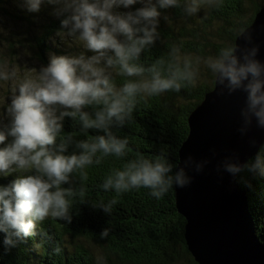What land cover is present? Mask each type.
<instances>
[{"label":"clouds","instance_id":"clouds-1","mask_svg":"<svg viewBox=\"0 0 264 264\" xmlns=\"http://www.w3.org/2000/svg\"><path fill=\"white\" fill-rule=\"evenodd\" d=\"M223 0H21L22 8L39 13L43 4L53 6L51 15L59 19V32L78 41L84 51L78 54H50L35 75L17 78L14 67L0 66V82L15 81L6 107L8 123L0 121V176L18 175L0 185V232L6 250L37 234V225L48 218L70 224L69 197L76 194L74 174L79 173L85 189V169L99 165L109 156L124 159L129 140L113 129L123 128L131 120L140 100L165 92L179 93L184 86H194L201 62L214 77L219 94H245L240 109V134L255 126L264 129V63L257 59L259 46L251 32L240 29L238 38L245 44L228 43L215 56L181 57L173 47L167 57H157L150 65L140 63L142 53L159 39L158 9L180 8L186 16L198 14L202 7L219 8ZM141 5L140 7L133 6ZM127 9L118 12L119 8ZM86 53H91L87 55ZM115 76L124 77L121 85ZM79 121L85 139L64 133L65 118ZM91 132L95 134H90ZM62 137V138H61ZM10 138V139H9ZM59 138V142H58ZM250 143L255 146L256 141ZM71 148V151L69 149ZM208 160L197 161L189 155L174 167L167 150L152 158L143 155L128 159L120 168H112L101 185L115 196L101 200L95 208L111 212L117 199L132 189H149L162 199L171 188H184L193 177L188 169L200 173ZM221 167L241 177L252 189V180L264 175V145L246 162L233 154ZM67 185V187H65ZM105 227L101 239L107 238ZM47 240L46 234L42 233ZM55 254L61 252L57 245Z\"/></svg>","mask_w":264,"mask_h":264},{"label":"trees","instance_id":"trees-1","mask_svg":"<svg viewBox=\"0 0 264 264\" xmlns=\"http://www.w3.org/2000/svg\"><path fill=\"white\" fill-rule=\"evenodd\" d=\"M263 4L264 0H223L219 8L202 7L191 17L180 8L158 9L159 39L142 53L140 63L147 66L157 57H167L173 47L181 57L187 55L194 60L215 56L225 44H235L239 30L254 21ZM52 8L45 3L39 13H29L22 8L21 0H0V56L6 53L19 60L21 52L26 51L28 63L45 65L50 54H78L77 48L60 42L63 33L58 30L59 19L51 15ZM53 38L57 41L52 42ZM124 79L115 76L118 86ZM214 83L211 72L201 62L194 86L140 100L131 120L123 128L113 129L116 135L129 140L127 157L109 156L99 165L88 166L84 170L83 195L79 193L80 175L74 174L77 191L68 198L72 222L48 218L37 225L35 236L8 250L3 244L5 234L0 232V264H201L189 249L187 219L178 209L175 187L162 199L152 197L149 189H132L117 199L109 214L95 206L115 196L114 191L105 192L101 185L110 169L122 167L128 159L141 155L152 158L165 149L173 166H178L180 147L190 131L189 116ZM63 126L62 137L70 133L76 139L86 138L78 120L66 117ZM90 134L95 133L90 130ZM238 176L239 181L241 177L250 178L247 173ZM7 178L0 179V185L14 179L12 175ZM252 184L251 190L243 186L254 208L257 233L264 241V175ZM260 192L263 197L258 199ZM105 227L110 233L101 239ZM57 245L61 248L59 254L53 251Z\"/></svg>","mask_w":264,"mask_h":264},{"label":"water","instance_id":"water-1","mask_svg":"<svg viewBox=\"0 0 264 264\" xmlns=\"http://www.w3.org/2000/svg\"><path fill=\"white\" fill-rule=\"evenodd\" d=\"M245 30L251 32L259 46L257 59L264 63V4ZM235 43L243 46V38ZM245 94H219L214 86L189 116L190 132L180 147L179 163L191 155L197 161L208 160L202 172L188 169L190 185L176 189L177 205L188 223L186 240L201 264H264V242L257 233L254 208L246 189L221 167L226 157L236 154L244 163L264 144V129L255 122L246 135L238 131L240 109ZM255 139L253 146L250 141ZM223 249L233 259H224Z\"/></svg>","mask_w":264,"mask_h":264},{"label":"rangeland","instance_id":"rangeland-1","mask_svg":"<svg viewBox=\"0 0 264 264\" xmlns=\"http://www.w3.org/2000/svg\"><path fill=\"white\" fill-rule=\"evenodd\" d=\"M59 40L66 46H74L79 50V52L83 51V46L78 41H75L64 34L61 35ZM51 41L56 42L57 39L53 38ZM28 56V52L22 51L19 60H15L8 54L4 53L2 56H0V66L7 65L9 68L14 67L17 71L18 79L22 78L24 75H35L41 65L32 64L30 62L28 63ZM14 83L15 81L0 82V121H2L3 124L8 123V117L6 116V107L8 103H10V96ZM0 147H3V145H0Z\"/></svg>","mask_w":264,"mask_h":264},{"label":"bare ground","instance_id":"bare-ground-1","mask_svg":"<svg viewBox=\"0 0 264 264\" xmlns=\"http://www.w3.org/2000/svg\"><path fill=\"white\" fill-rule=\"evenodd\" d=\"M8 30H9V28H7ZM8 52V51H7ZM190 132V131H189ZM186 140V139H185ZM184 140V141H185ZM18 175V173H14V174H12V176L15 178L16 176ZM0 179H8L7 177L5 178V177H2V176H0ZM244 187V186H243ZM176 190V189H175ZM258 195H257V197H258V199H261L262 197H263V193L262 192H260V193H257ZM178 206V205H177ZM257 206L259 207V205L257 204ZM180 211V210H179ZM183 214V213H182ZM186 217V216H185ZM187 219V218H186ZM188 223V221L186 222V224ZM255 226H256V224H255ZM71 236V235H70ZM185 236H186V231H185ZM263 241V240H262ZM264 242V241H263ZM40 248V247H39ZM220 253L223 255V256H221V257H224V259H225V261H226V259H233V256L232 255H229V254H227L223 249H220ZM192 252V254L194 255L195 253L193 252V251H191Z\"/></svg>","mask_w":264,"mask_h":264}]
</instances>
